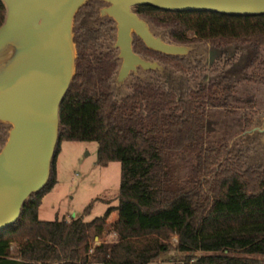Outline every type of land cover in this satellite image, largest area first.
<instances>
[{
	"label": "trees",
	"instance_id": "1",
	"mask_svg": "<svg viewBox=\"0 0 264 264\" xmlns=\"http://www.w3.org/2000/svg\"><path fill=\"white\" fill-rule=\"evenodd\" d=\"M105 5L89 0L76 16L77 69L60 109L51 179L26 202L17 223L0 232V264H153L173 247L187 264H264V163L245 166L255 147L264 149V134L243 136L246 147L227 158L226 146L203 147L207 112L227 106L234 91L232 76L246 72L248 82L264 85V16L137 7L135 12L165 42H206L223 57L232 49L235 53L225 62L230 69L220 80L194 89L192 80L204 72L202 59L190 60L193 51L182 57L157 53L135 36L134 52L159 63L163 71H143L148 77L135 76L125 94L117 81L121 60L114 48L116 23L100 16ZM6 16L0 0V27ZM237 54L240 60L246 57L241 68L234 65ZM247 101L255 104V98ZM259 125L247 121L244 133ZM9 130L10 125L0 122V151ZM62 141L96 142L99 166L121 164L119 217L110 229L112 209L92 222L40 220L43 199L58 183ZM195 149L188 184L171 188L172 161ZM108 231L115 239L96 246L95 240Z\"/></svg>",
	"mask_w": 264,
	"mask_h": 264
},
{
	"label": "water",
	"instance_id": "2",
	"mask_svg": "<svg viewBox=\"0 0 264 264\" xmlns=\"http://www.w3.org/2000/svg\"><path fill=\"white\" fill-rule=\"evenodd\" d=\"M7 10L0 27V122L10 125L0 151V232L14 226L26 202L49 183L60 135L61 105L74 80L75 19L89 0H1ZM102 18L116 23L123 84L138 70L163 71L133 50L134 37L149 50L187 56L193 46L156 36L135 9L152 6L169 12H214L226 16H264V0H98ZM264 134L260 125L241 137ZM264 143V138H263Z\"/></svg>",
	"mask_w": 264,
	"mask_h": 264
},
{
	"label": "rangeland",
	"instance_id": "3",
	"mask_svg": "<svg viewBox=\"0 0 264 264\" xmlns=\"http://www.w3.org/2000/svg\"><path fill=\"white\" fill-rule=\"evenodd\" d=\"M235 52L230 51L223 57L220 51L213 48L210 43L197 42L193 46V55L190 60L202 59L204 72L197 79L192 80V87L199 88L201 85H210L211 81L220 80L222 72L229 70L230 66L225 62L230 61ZM234 61L236 67H242L246 57ZM234 57V56H233ZM194 58V59H193ZM240 60V61H239ZM232 61V60H231ZM212 65L210 68L209 65ZM216 67L219 71H216ZM254 70L249 71L252 74ZM246 72L234 74L229 82L234 87L233 95L228 97L227 106L213 107L207 112L204 148L226 146L225 158L236 156L240 153L243 145L244 131L247 121L255 123V126L264 116V85L248 82ZM138 77L147 78L145 72L140 71ZM130 76L122 85L124 93L131 92L130 86L135 80ZM250 98H255V104H248ZM249 130V129H248ZM60 154L56 161L57 185L43 201L39 218L42 221L67 220L69 222L83 218L85 222H92L97 218H105L107 212L112 209L107 218L109 229L118 220L117 207L121 184V164L112 162L107 167L98 165L99 145L96 142H69L60 143ZM198 149L187 151L183 159L172 161L171 188L185 186L192 177L191 162L194 163ZM264 163V149L253 150L245 160V166L250 167ZM211 180V179H209ZM188 187V186H187ZM188 188H191L188 187ZM204 195H209V189L204 186ZM91 206L88 213L86 209ZM115 236L106 232L101 239L95 240V245L102 242H112ZM173 245H177V239H172ZM16 245L13 250L15 251ZM201 255V254H199ZM262 260V257H253ZM153 264H187L185 255L176 251L173 247ZM192 264V262L190 263Z\"/></svg>",
	"mask_w": 264,
	"mask_h": 264
},
{
	"label": "flooded vegetation",
	"instance_id": "4",
	"mask_svg": "<svg viewBox=\"0 0 264 264\" xmlns=\"http://www.w3.org/2000/svg\"><path fill=\"white\" fill-rule=\"evenodd\" d=\"M221 54H222V53H221ZM140 71H143V70H141V69L138 70V73H139ZM138 73H137V75H136L135 73H132L131 76H132V75H133V76H138ZM120 85H122V84H120Z\"/></svg>",
	"mask_w": 264,
	"mask_h": 264
},
{
	"label": "crops",
	"instance_id": "5",
	"mask_svg": "<svg viewBox=\"0 0 264 264\" xmlns=\"http://www.w3.org/2000/svg\"><path fill=\"white\" fill-rule=\"evenodd\" d=\"M47 196H48V195H46V196L44 197L43 201L46 199ZM42 203H43V202H42Z\"/></svg>",
	"mask_w": 264,
	"mask_h": 264
}]
</instances>
